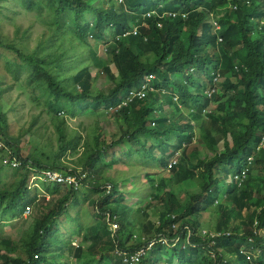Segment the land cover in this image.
<instances>
[{
    "label": "trees",
    "instance_id": "1",
    "mask_svg": "<svg viewBox=\"0 0 264 264\" xmlns=\"http://www.w3.org/2000/svg\"><path fill=\"white\" fill-rule=\"evenodd\" d=\"M23 3L39 21L44 19V9L49 10L47 25L53 40L70 35L88 48L91 39L101 43L110 62L99 77L105 76L111 87L106 92L97 90L88 67L67 76L71 71L66 53L51 43L42 49L43 42L31 51L25 43L29 31L23 35V47L11 45L0 35V47L14 57L8 67L17 70L13 73L16 84H21L24 73L27 87L46 96L47 114L58 136L57 145L45 143L39 154L25 156L21 138L10 131V116L0 107V136L22 163L20 168L5 166L0 150V264H122L116 256L118 248L135 254L160 236L168 240L179 236L181 243L171 248L156 245L139 264H215L213 252L222 264H264V239L256 237L252 245L248 243L256 222L264 233V0ZM217 22L222 25L220 31ZM211 69L220 75L219 81L215 82L218 76ZM150 75L156 76L153 92L111 112L129 92L141 89ZM213 89L217 91L210 97ZM5 92L0 88V100ZM98 112L114 118L119 138L112 135L109 143L97 129L69 127L70 121ZM118 145L120 149L114 151ZM106 152L113 162L100 163ZM177 152L182 166L171 163ZM120 156L128 161L119 162L116 157ZM251 156L254 160L249 162ZM121 163L135 182L144 178L150 182L146 208L157 202L159 224L151 218L146 223L139 220L142 210L125 202L139 197L126 195L114 178L105 176ZM44 170L75 174L79 179L81 174V187L41 181L31 188L33 175ZM245 170L248 178L242 185L231 181ZM160 172L162 189L156 185ZM11 178L12 184L6 181ZM189 180L200 188L183 187L185 205L181 206L170 188ZM107 185L113 187L109 194ZM80 199L88 200L85 203L96 215L87 228L78 225ZM218 202L220 212L210 229L234 235H223L212 246V235L204 234L199 216L204 221ZM28 207L37 213L33 212L32 223L23 225L24 236L6 237V226L26 218ZM66 215L78 231L62 241L59 222ZM145 216L150 215L145 211ZM110 223L119 224L116 234ZM177 223L192 229L184 249L185 235L180 229L171 230ZM253 248H261L262 253L249 262L241 251ZM167 251L170 258L164 260Z\"/></svg>",
    "mask_w": 264,
    "mask_h": 264
},
{
    "label": "rangeland",
    "instance_id": "2",
    "mask_svg": "<svg viewBox=\"0 0 264 264\" xmlns=\"http://www.w3.org/2000/svg\"><path fill=\"white\" fill-rule=\"evenodd\" d=\"M95 3L98 5L100 4L99 0H95ZM42 13L44 19L42 18L43 20L39 21L35 18L33 13L27 12L23 0H8L4 3H2V0H0V35L2 36L3 40H7L9 43H11V45L18 44L20 47H23V35L26 31H29V40H26L25 43L29 46L31 51L37 46L39 42H43L42 49H47L49 46H51L50 43L55 44L56 48L60 49L67 55L68 60L66 65L71 71L67 73V76H72L82 68L88 67L91 69L92 76L95 78V88L104 92L110 89L111 83L109 80L102 75L99 77L104 64H108L110 62V57L104 53L105 48L103 45H101V43L98 41L91 39L89 40V47L91 48H88L83 46L77 39L71 37L70 35H65V37L59 35L55 40H53L52 36H54V33H52L51 29H49L47 25L48 16L50 15L49 10L44 9ZM50 50L51 49L47 50L46 53L50 52ZM13 60V55L7 53L0 47V88L5 89L6 91L0 100V107L1 111L8 113L10 116V131L16 137L21 138L20 146L23 150V153L25 156L30 157L32 155L39 154L38 150L46 146L45 143L56 142L57 145L58 136L54 127L51 125V118L47 114V107L45 105L47 101L46 96L40 91H33L31 88L27 87V76L24 75V73L20 78L21 84H16L13 73L14 71L17 72V70H11L8 67V61ZM211 71L213 75H217V71H214L213 69H211ZM37 98L38 100H36ZM111 119L114 118H111L104 112H98V115H84L81 118L70 121L69 127L71 126V129L81 128V130H83V128L97 129L98 132L103 134V137L106 140L108 139L107 142L110 143L113 140L111 137L112 135L116 134L117 138L120 137V134H118V126ZM121 145L116 146L114 151L120 149ZM113 158L114 157H112L111 154L107 152L103 153L100 158V163H104L109 159H111L113 162ZM116 158L119 162L128 161V159L121 156ZM177 164L178 166H182L181 159L177 158ZM120 165L109 168L105 176L114 178L118 182L119 190L125 192L126 195L133 197L135 195L139 197L131 198L129 200L127 199L128 201H125L126 203L131 204L134 209L137 208L142 210L139 220H143L146 223L148 218H151L152 223L159 224L157 202H152V205L148 209L146 208V205L148 204L147 202L149 201L148 195L151 191L150 182L147 178L141 180L137 179L135 182V179L132 177V175L128 174L127 170H129V168L126 167L127 165H123L122 163ZM134 172L141 175L140 171L136 168H134ZM38 176H40V174ZM160 177H163L161 172L159 177L156 178V185L158 184L159 188L162 189L163 183H161L162 179H159ZM168 178L169 176H166L164 180ZM6 181L12 184L14 178ZM42 182L45 183V181ZM42 182L39 181L40 184H43ZM188 182H184L180 187L179 185L172 184L170 188L173 193L177 194L181 206L185 205L184 200L182 201L184 197L183 187L187 186L189 191L198 188L197 182L194 180H189ZM30 186L31 188L35 187L33 182L30 183ZM144 186L147 187L144 188ZM161 192L159 194H161ZM87 201L85 199H80L82 209L79 210L80 220L78 225H81L84 228L91 226L95 222L96 217V215H93L94 213L92 208H89L88 204L85 203ZM72 206L70 208L73 209ZM145 211L148 215H150L149 217H146L147 215L145 216ZM33 212L37 213L36 208L33 209ZM219 212L220 211L218 208H213L211 212H207L205 214L204 221L203 216H199L202 218L201 227L206 229L214 227L216 224L215 215ZM32 217H34L33 213L28 218H22V220L8 224L9 226L5 228V236L9 238L12 237L16 240L21 239L24 236L23 225H26V223L30 222L32 223ZM63 218L64 220L59 222L60 230L58 235L62 241H67L68 238L71 237L70 233L78 231V226L71 222L69 215H66ZM70 229H72L71 232ZM142 237L146 239L145 235ZM79 242L80 240L77 241V243ZM170 255V252L167 251V255L164 257V260H168ZM172 264L174 263L172 262Z\"/></svg>",
    "mask_w": 264,
    "mask_h": 264
},
{
    "label": "built area",
    "instance_id": "3",
    "mask_svg": "<svg viewBox=\"0 0 264 264\" xmlns=\"http://www.w3.org/2000/svg\"><path fill=\"white\" fill-rule=\"evenodd\" d=\"M134 35L136 36L137 34L134 33ZM156 79V77L154 75H150L147 80L145 85L142 87V89L138 92H131L130 94V99H127L126 102L123 104V106H127L128 103L131 102L132 99L138 97V98H143L147 92V90H151L153 91V87L151 86V84L153 83V81ZM121 107V106H120ZM119 107V108H120ZM119 108L117 109H111V112H115L117 110H119ZM0 150L3 151L4 153V160L3 163L5 166L7 167H12V168H20L22 163L21 161H19L15 156L13 151L11 150V146L8 142V140L4 137L0 136ZM173 164H175V161L172 162ZM70 172H72V170H69ZM40 174V176H38ZM80 179H81V174H80ZM80 179L74 174V175H67L64 174L62 172H58V171H52V170H44L42 172H38L35 173L33 175L32 181L34 186H37L39 184V181H45L48 184H56V185H61V186H70V187H74L75 189H79L81 187V182ZM31 187V186H30ZM33 188V187H32ZM107 193L109 194L113 187L111 185H107L106 187ZM47 199H49V196L47 197ZM33 213V207H28L25 216L26 218H28L31 214ZM172 220H175L174 215L171 216ZM258 229V224H255V229ZM177 229H180V233L185 235V242L182 249L185 248V244H188L190 239H191V235H192V230L189 227H180L175 224L173 226H171V230L172 231H176ZM110 230L113 234H116L117 231H119V225L117 223H110ZM262 231H257L255 230L254 235L258 236V237H262ZM204 234H211L212 235V246L216 245V240L218 238H221L223 235L224 236H228L231 237L232 233H210L209 231H205ZM143 241H145V239H143ZM249 244H253L254 239H249ZM180 242V237H176L175 239L172 240H168L166 237H158L156 239L151 240L148 243L147 248H141L139 251H137L135 254H129L121 249H117L116 251V256L122 260V264H139L141 262V259L145 258L146 256H148V254L150 253V251L156 247V245H162V246H167V248H171L174 247L175 245H179ZM74 247H76V244H73ZM262 246L264 247V242L262 243ZM243 255L247 256V259L249 261H252L253 258H257L261 255L262 253V249L261 248H253L252 251H242L241 252ZM212 257L215 261V264H222L219 261V257L218 254L216 252L212 253Z\"/></svg>",
    "mask_w": 264,
    "mask_h": 264
},
{
    "label": "clouds",
    "instance_id": "4",
    "mask_svg": "<svg viewBox=\"0 0 264 264\" xmlns=\"http://www.w3.org/2000/svg\"><path fill=\"white\" fill-rule=\"evenodd\" d=\"M182 12H184V11H182ZM180 14V13H179ZM178 14V15H179ZM175 16V14H172V17H174ZM182 16L184 17V18H188V14H182ZM215 25H216V28H217V31H220L221 30V23H219V22H217V23H215ZM224 42V40H220V44H222ZM218 74V73H217ZM155 76V75H154ZM218 77H217V79L215 80V82L216 81H219L220 80V75H217ZM156 77V76H155ZM148 78V77H147ZM147 78H146V80H147ZM156 80V79H155ZM154 80V81H155ZM153 81V82H154ZM151 86H152V84H151ZM153 87V86H152ZM142 89V88H141ZM141 89H139V90H134V91H132V92H138V91H140ZM154 89V88H153ZM154 91V90H153ZM153 91H151V90H147V92H146V94H145V96L143 97V98H138V97H136V98H134V99H132L131 100V102H133V101H136V100H144L146 97H147V95L149 94V92H153ZM216 91H217V89H213V90H211L210 91V93H209V95H210V97H212L215 93H216ZM130 94H131V92H129V94H128V96L126 97V100L127 99H130L131 97H130ZM126 100L124 101V103L126 102ZM130 102V103H131ZM123 103V104H124ZM130 103H128V104H130ZM123 104H121L120 106L121 107H125V106H123ZM127 104V105H128ZM120 106H118L117 108H119ZM120 107V108H121ZM116 108V109H117ZM119 108V109H120ZM205 113H212V111H210V110H207V111H205ZM196 140L197 139H195V142H196ZM179 156V153L177 152L176 153V155L171 159V163L173 162V161H175V164H173V165H176L177 164V158H179L178 157ZM254 160V158L251 156L250 158H249V162H252ZM166 172H168V170L166 171ZM247 178H248V171L247 170H245V171H243V172H241V174H238V175H234L232 178H231V181L232 180H234L235 182H237L239 185H242V183L243 182H245L246 180H247ZM198 188H200V186L198 187ZM218 205H219V202L217 203V206H215V208H217L218 207ZM211 212V211H210ZM174 217H176L175 215H174ZM257 223V222H256ZM255 223V224H256ZM255 224H254V227H253V236L254 237H252L251 239H254V238H256V237H258V236H255L254 235V232H255V230H259V231H262V230H260L259 229V224H258V229L256 228L255 229ZM119 225V224H118ZM177 225L179 226V228L180 227H189L190 229H191V227L189 226V225H184V224H182V223H177ZM213 228V227H212ZM202 230H203V228H201ZM205 229V231H209L210 233H219V232H214V230L213 229H206V228H204ZM192 230V229H191ZM232 233V232H231ZM233 235H234V233H232ZM262 237H259V238H263L264 239V233H262ZM240 237H242V234H240ZM185 240H187V239H184V241ZM249 241V240H248ZM249 243V242H248ZM264 248V247H263ZM242 251H247V250H242ZM241 251V252H242ZM249 252V251H248ZM245 256V255H244ZM246 257V259H247V256H245ZM260 258V256L259 257H257V258H254V260H257V259H259ZM248 260V259H247ZM249 261V260H248ZM249 262H252V261H249Z\"/></svg>",
    "mask_w": 264,
    "mask_h": 264
},
{
    "label": "crops",
    "instance_id": "5",
    "mask_svg": "<svg viewBox=\"0 0 264 264\" xmlns=\"http://www.w3.org/2000/svg\"><path fill=\"white\" fill-rule=\"evenodd\" d=\"M83 191H85V189H83ZM89 207V206H88ZM14 225V224H13ZM9 225H7L6 227H8Z\"/></svg>",
    "mask_w": 264,
    "mask_h": 264
}]
</instances>
